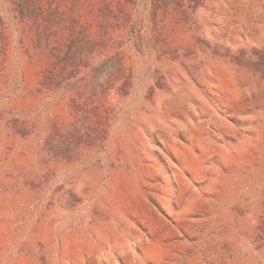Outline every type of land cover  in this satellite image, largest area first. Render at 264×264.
Masks as SVG:
<instances>
[{"label": "rangeland", "instance_id": "1", "mask_svg": "<svg viewBox=\"0 0 264 264\" xmlns=\"http://www.w3.org/2000/svg\"><path fill=\"white\" fill-rule=\"evenodd\" d=\"M0 264H264V0H0Z\"/></svg>", "mask_w": 264, "mask_h": 264}]
</instances>
